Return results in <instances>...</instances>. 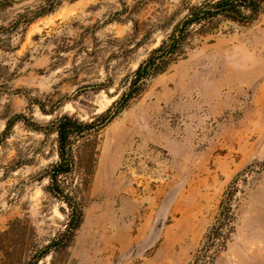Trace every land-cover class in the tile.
Wrapping results in <instances>:
<instances>
[{"label": "rangeland", "instance_id": "374dc122", "mask_svg": "<svg viewBox=\"0 0 264 264\" xmlns=\"http://www.w3.org/2000/svg\"><path fill=\"white\" fill-rule=\"evenodd\" d=\"M217 1L0 0V264H264V0L152 55Z\"/></svg>", "mask_w": 264, "mask_h": 264}, {"label": "trees", "instance_id": "16d2710c", "mask_svg": "<svg viewBox=\"0 0 264 264\" xmlns=\"http://www.w3.org/2000/svg\"><path fill=\"white\" fill-rule=\"evenodd\" d=\"M49 2L50 3L48 5L52 6L53 2L52 1H49ZM258 4H259L258 0H218L213 6L214 8L213 10L203 9L200 11V13H191L190 16H187L186 19L183 21V24L180 27H176L177 34L175 33L171 35L170 45L167 47L166 45H164L165 42L163 41L158 47H156L152 51V55L155 53H159V52L161 56H166L167 54H171L175 46L178 43V37L176 36H181L183 29L188 24L192 25L195 23V21L202 20V18H207L218 12H223V11L237 12V10L242 7L252 12H255L258 10ZM153 61H154V58L153 56H151L148 59V62H146L145 64L141 63L137 67L135 71V74L137 75L136 82L145 75L147 71L148 63L152 64ZM136 82H135V85H136ZM130 92L132 93V91ZM130 96L131 94L129 93L125 97H122L123 99L121 103L123 104V102H125L126 99H128ZM114 112H117V110ZM10 124L11 122H9L6 127L9 128ZM85 126L86 125L79 123L76 120H72V118L67 115L60 117V119L57 121L56 132H57V138H58L59 162L53 166L54 168L53 173L50 175L52 181L56 180L57 175L68 172L70 168L69 165H70V160H71V156L69 152L70 141L68 138L70 137L71 134L80 133Z\"/></svg>", "mask_w": 264, "mask_h": 264}]
</instances>
